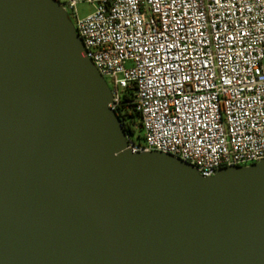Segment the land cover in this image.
Masks as SVG:
<instances>
[{
	"label": "water",
	"instance_id": "1",
	"mask_svg": "<svg viewBox=\"0 0 264 264\" xmlns=\"http://www.w3.org/2000/svg\"><path fill=\"white\" fill-rule=\"evenodd\" d=\"M111 99L59 0H0V264H264V160L131 153Z\"/></svg>",
	"mask_w": 264,
	"mask_h": 264
},
{
	"label": "built area",
	"instance_id": "2",
	"mask_svg": "<svg viewBox=\"0 0 264 264\" xmlns=\"http://www.w3.org/2000/svg\"><path fill=\"white\" fill-rule=\"evenodd\" d=\"M59 1L110 80L108 108L140 116L143 140L126 135L128 151L205 178L264 160V0ZM83 3L93 11L81 17Z\"/></svg>",
	"mask_w": 264,
	"mask_h": 264
},
{
	"label": "trees",
	"instance_id": "3",
	"mask_svg": "<svg viewBox=\"0 0 264 264\" xmlns=\"http://www.w3.org/2000/svg\"><path fill=\"white\" fill-rule=\"evenodd\" d=\"M119 118H124L126 120L124 131L126 135H130L135 138L136 131L142 130L141 122H140V116L139 114L132 108L129 107L125 110V114L121 115L120 112L117 113ZM143 140L142 135H138L137 142H141Z\"/></svg>",
	"mask_w": 264,
	"mask_h": 264
},
{
	"label": "rangeland",
	"instance_id": "4",
	"mask_svg": "<svg viewBox=\"0 0 264 264\" xmlns=\"http://www.w3.org/2000/svg\"><path fill=\"white\" fill-rule=\"evenodd\" d=\"M77 10H78L80 16L84 17L93 11V6H91L90 4L83 3V4L78 5ZM72 22H73V20H72ZM262 66L264 67V59L262 61ZM105 80L108 84L110 83V80L108 78H105ZM138 135L143 136L144 135L143 130H137L136 131L135 139H137V140H138Z\"/></svg>",
	"mask_w": 264,
	"mask_h": 264
}]
</instances>
